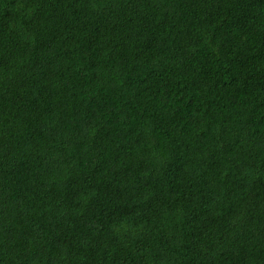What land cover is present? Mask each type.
Instances as JSON below:
<instances>
[{
    "label": "trees",
    "instance_id": "1",
    "mask_svg": "<svg viewBox=\"0 0 264 264\" xmlns=\"http://www.w3.org/2000/svg\"><path fill=\"white\" fill-rule=\"evenodd\" d=\"M0 264H264V0H0Z\"/></svg>",
    "mask_w": 264,
    "mask_h": 264
}]
</instances>
